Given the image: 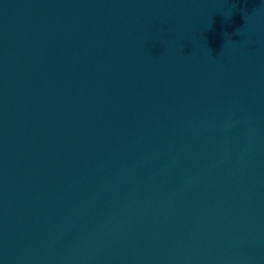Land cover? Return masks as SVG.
Instances as JSON below:
<instances>
[{"label":"water","instance_id":"water-1","mask_svg":"<svg viewBox=\"0 0 264 264\" xmlns=\"http://www.w3.org/2000/svg\"><path fill=\"white\" fill-rule=\"evenodd\" d=\"M0 264H264V0H0Z\"/></svg>","mask_w":264,"mask_h":264}]
</instances>
